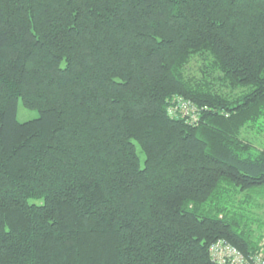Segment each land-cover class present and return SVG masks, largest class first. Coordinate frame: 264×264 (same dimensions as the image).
<instances>
[{
    "label": "trees",
    "instance_id": "obj_1",
    "mask_svg": "<svg viewBox=\"0 0 264 264\" xmlns=\"http://www.w3.org/2000/svg\"><path fill=\"white\" fill-rule=\"evenodd\" d=\"M263 117L264 0H0V264L264 257Z\"/></svg>",
    "mask_w": 264,
    "mask_h": 264
},
{
    "label": "rangeland",
    "instance_id": "obj_2",
    "mask_svg": "<svg viewBox=\"0 0 264 264\" xmlns=\"http://www.w3.org/2000/svg\"><path fill=\"white\" fill-rule=\"evenodd\" d=\"M207 62L203 61L200 57H194L190 64L186 68V74L189 77H193L196 79H203L205 73L202 70H205ZM207 74L209 72L206 70ZM208 78H211V75H208ZM215 85L217 87H221L220 83L215 81ZM226 92L227 89H225ZM239 91L233 92L234 94H238ZM39 117V113L35 110L27 109L23 102H19L18 106V120L19 122H27L34 119H37ZM241 138L245 141L251 143L256 151L258 150H264V117L261 118L257 123L248 125L245 129H243L241 133ZM139 155L142 159V162L144 161V155L141 152V150L138 148ZM252 213H254L253 217L258 220V222H254L252 224L253 228L256 230V233L264 234V197L259 198L257 200V207L253 208ZM261 225V227H259ZM241 252V251H240ZM242 253V252H241Z\"/></svg>",
    "mask_w": 264,
    "mask_h": 264
},
{
    "label": "built area",
    "instance_id": "obj_3",
    "mask_svg": "<svg viewBox=\"0 0 264 264\" xmlns=\"http://www.w3.org/2000/svg\"><path fill=\"white\" fill-rule=\"evenodd\" d=\"M211 255L219 264H264L263 256H254L250 259L225 241H219L211 247Z\"/></svg>",
    "mask_w": 264,
    "mask_h": 264
}]
</instances>
